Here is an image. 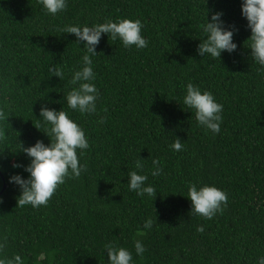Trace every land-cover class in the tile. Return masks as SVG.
<instances>
[{"label": "trees", "instance_id": "obj_1", "mask_svg": "<svg viewBox=\"0 0 264 264\" xmlns=\"http://www.w3.org/2000/svg\"><path fill=\"white\" fill-rule=\"evenodd\" d=\"M56 16L38 0H0V259L23 264H108L105 245L129 250L132 264H258L264 257V68L253 61L251 31L242 0H67ZM207 9L235 25V52L212 59L198 54ZM139 19L148 46L123 47L101 35L92 56L99 92L95 114L67 107L84 42L61 32ZM210 21L211 16H208ZM58 66L63 78L50 77ZM210 92L223 105L219 133L199 126L183 104L186 86ZM67 112L89 147L77 150L86 166L66 178L48 205L17 207L21 191L11 176L28 179L30 158L21 151L42 141L35 128L41 106ZM107 109V112L104 109ZM104 123H100L101 119ZM182 141L181 151L171 145ZM141 159L143 170L135 168ZM162 173L153 176L152 161ZM14 163L23 165L14 168ZM147 175L155 201L128 188V173ZM214 186L227 194L223 213L206 220L191 213L188 188ZM153 226L144 229L148 220ZM203 227L204 231L197 229ZM140 241L146 251L135 253Z\"/></svg>", "mask_w": 264, "mask_h": 264}, {"label": "clouds", "instance_id": "obj_2", "mask_svg": "<svg viewBox=\"0 0 264 264\" xmlns=\"http://www.w3.org/2000/svg\"><path fill=\"white\" fill-rule=\"evenodd\" d=\"M45 12L56 16L58 13L67 9V0H38ZM242 17L246 18L247 26L251 31V41L249 50L254 62L264 68V0H242ZM211 16L209 21L208 16ZM222 12L213 13L207 9L206 23L202 26L205 35L198 45V54L202 57L210 56L212 59L221 58V54L227 52L233 53L237 49V44L233 42V36L238 32L235 25L226 26L223 21ZM143 25L139 19H121L118 22L107 21L103 24L92 27L84 26H66L61 32L74 35L77 38V44L84 42L85 55L82 57L83 67L75 71L70 84L74 87L66 96L67 107L78 111L81 115L95 114L97 112L96 102L99 92L92 81L95 74L92 68V56L97 55L96 46L100 42L101 35L106 34L112 41L119 40L126 49L133 46L138 49H144L148 46V41L141 35ZM50 77L55 76L63 78V71L58 66L49 68ZM183 104L187 108L194 110L195 119L199 126L210 130L212 133L220 132V125L223 122V105L216 102L213 95L201 90L188 83L186 86V95L183 98ZM107 112V109H104ZM0 120L8 122L9 117L3 109H0ZM104 123L102 118L99 121ZM45 127L46 136L50 144L45 146L42 141H37L34 146L25 148L21 143V151L30 158V164L24 167V171L29 173L28 179H23L20 175L11 176L9 183L17 185L21 191L17 198V207L30 205L33 208L47 206L50 199L56 193L57 189L65 183L66 178L77 179L81 173L86 170L79 162L77 150H86L89 147L84 131L69 118L64 110L55 111L42 105L40 118L37 119L35 128ZM39 131V130H38ZM5 138L4 131L0 130V140ZM175 151H181L182 141L175 139L171 145ZM141 159L135 162V168L143 170ZM154 171L153 176H159L162 173L160 161H152ZM14 168L23 167V165L14 163ZM148 180L147 175L138 174L137 171L128 173V188L140 197H149L154 201L157 197L156 189L149 185L145 186ZM187 197L191 202V213L200 216L206 220H211L217 213H223L227 207V194L214 187L203 186L199 189L195 184L188 188ZM2 203V199H0ZM153 220L148 219L143 227L151 229ZM203 232V227L197 229ZM7 244L5 237L4 243H0V251H3ZM135 253L137 256H143L146 251L140 241L135 242ZM105 252L108 257V264H132V253L113 243L105 245ZM0 264H23L20 255H14L12 258L0 259ZM258 264H264V257L259 259Z\"/></svg>", "mask_w": 264, "mask_h": 264}]
</instances>
